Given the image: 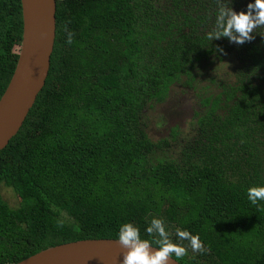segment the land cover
Wrapping results in <instances>:
<instances>
[{"label":"trees","instance_id":"16d2710c","mask_svg":"<svg viewBox=\"0 0 264 264\" xmlns=\"http://www.w3.org/2000/svg\"><path fill=\"white\" fill-rule=\"evenodd\" d=\"M249 2L231 6L246 11ZM217 6L57 0L46 85L0 151V264L118 239L127 222L154 241L145 231L153 217L174 241L179 228L204 242L207 251L189 248L182 264H264V202L247 199L250 186L264 184V28L243 45L210 41ZM23 27L21 0H0V99ZM228 57L235 69L223 74ZM178 85L198 99L195 116L187 129L154 138L147 109Z\"/></svg>","mask_w":264,"mask_h":264},{"label":"water","instance_id":"95a60500","mask_svg":"<svg viewBox=\"0 0 264 264\" xmlns=\"http://www.w3.org/2000/svg\"><path fill=\"white\" fill-rule=\"evenodd\" d=\"M21 2V51L0 99V151L18 134L46 85L57 35V0ZM126 251L116 238L83 239L49 247L17 264H122ZM169 264L182 263L173 257Z\"/></svg>","mask_w":264,"mask_h":264},{"label":"clouds","instance_id":"9594fccd","mask_svg":"<svg viewBox=\"0 0 264 264\" xmlns=\"http://www.w3.org/2000/svg\"><path fill=\"white\" fill-rule=\"evenodd\" d=\"M217 5L214 29L207 35L210 41L227 38L231 43L243 45L254 38L256 29L264 28V0H250L247 10L239 12L231 6L232 0H217ZM67 42H72L71 33H68ZM247 199L253 205L264 202V184L250 186ZM145 231L149 236L159 239H142L140 229L131 222L120 225L118 241L127 249L122 264H169L170 258L174 257L178 261V258L186 256L189 248L193 253L207 251L199 234H193L187 229H176V240H172L162 218L153 217ZM152 245L158 247L152 250Z\"/></svg>","mask_w":264,"mask_h":264},{"label":"rangeland","instance_id":"374dc122","mask_svg":"<svg viewBox=\"0 0 264 264\" xmlns=\"http://www.w3.org/2000/svg\"><path fill=\"white\" fill-rule=\"evenodd\" d=\"M227 60L225 64H220L223 74L228 73L227 71H234L235 69L232 59L228 57ZM202 84H206V81ZM184 88L180 85L174 87L166 102L156 105L152 109H147L149 124L151 129H155L152 131L155 136L154 138L170 135V131L173 128L187 129L190 125V122L195 116V111L199 107V103L195 94L193 93L191 95ZM159 123H161L159 125L160 127L157 126ZM4 195L10 202H13V196L10 191L5 190Z\"/></svg>","mask_w":264,"mask_h":264}]
</instances>
